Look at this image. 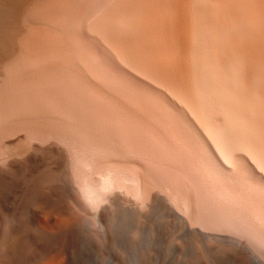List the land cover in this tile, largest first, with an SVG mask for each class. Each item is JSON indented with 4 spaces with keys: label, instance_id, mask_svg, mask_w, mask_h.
Instances as JSON below:
<instances>
[{
    "label": "bare ground",
    "instance_id": "1",
    "mask_svg": "<svg viewBox=\"0 0 264 264\" xmlns=\"http://www.w3.org/2000/svg\"><path fill=\"white\" fill-rule=\"evenodd\" d=\"M0 264H264V0H0Z\"/></svg>",
    "mask_w": 264,
    "mask_h": 264
},
{
    "label": "rangeland",
    "instance_id": "2",
    "mask_svg": "<svg viewBox=\"0 0 264 264\" xmlns=\"http://www.w3.org/2000/svg\"><path fill=\"white\" fill-rule=\"evenodd\" d=\"M163 257V256H162ZM166 261L165 262H167L169 259H170V255H164V257H163Z\"/></svg>",
    "mask_w": 264,
    "mask_h": 264
}]
</instances>
